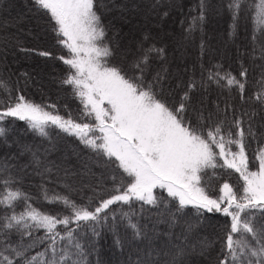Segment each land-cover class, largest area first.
I'll return each instance as SVG.
<instances>
[{
  "label": "trees",
  "instance_id": "trees-1",
  "mask_svg": "<svg viewBox=\"0 0 264 264\" xmlns=\"http://www.w3.org/2000/svg\"><path fill=\"white\" fill-rule=\"evenodd\" d=\"M126 3L134 10L141 8L143 17L161 22L166 35L156 39L143 33L135 49L132 47L127 54L124 41L116 35L120 18H115L116 14H123L120 11ZM226 5L227 0H205L203 22L193 19L200 14V0H96V11L106 28V43L113 52L108 60L112 65L133 76L138 74L133 65L147 49H163L162 55L155 52L149 55L144 71L146 82H154L153 78L160 74L156 91L162 100L170 107H178L187 92L186 115L194 125L198 116L211 114L213 123L223 121L225 131L230 128L234 134L238 131L233 126L237 119L245 133L251 127L256 138L246 135L245 143L250 170H254L258 163L255 160L258 144H264V56L261 53L264 35L258 34L253 40L254 9L247 11L246 4L233 24ZM11 12H26L37 19L42 36L30 31L32 35L31 27L25 24L27 21L6 23L13 17ZM53 26L50 16L34 0H0V81L7 84L13 100L23 95L26 100L45 107L54 104L61 116L79 122L83 106L72 87L63 83L69 69L58 58L69 54L58 43ZM5 36L9 38L2 39ZM42 51L51 55H39ZM209 70L231 73L245 84L243 93L236 86L227 87L225 81L209 80ZM244 70L246 75L242 77ZM190 82L194 84L191 90ZM8 100V91L0 89V101H3L0 108ZM87 122L95 123L94 119ZM0 126L6 130L0 136V169H4L0 178H14L15 183L10 187L26 193L29 203L38 210L53 216L64 215L63 204L48 202L44 199L45 192L49 197L67 195L78 204L87 203L89 197L113 187V173L118 174L115 183L124 176L115 165L105 163L106 157L96 155L76 136L58 128L50 127L48 135L41 136L26 122L12 117L0 122ZM231 147L238 150L234 145ZM217 162L221 166L201 173L202 185L208 194L218 197L225 182L242 194L243 181L239 174L222 167L224 161L219 157ZM110 194L104 192L105 197ZM154 195L158 198L156 205L135 200L130 206L112 205L107 220L96 228L98 235L94 236L83 222L79 227L69 225L76 229L75 239L83 245L87 264H219L224 258L231 218L217 212L198 213L191 206L178 212V201L168 197L165 190L154 189ZM23 207L19 203L16 212ZM112 210H115L114 216ZM7 212L8 209L0 208V217ZM129 221L137 225L139 237L134 235ZM254 223L264 225V216L257 213ZM58 228L65 231L63 225ZM34 236L43 237L44 230H36ZM19 239V233L13 232L11 240ZM31 239L25 237V243ZM48 243L37 240L29 254L44 251ZM178 250L182 252L178 254Z\"/></svg>",
  "mask_w": 264,
  "mask_h": 264
},
{
  "label": "snow or ice",
  "instance_id": "snow-or-ice-1",
  "mask_svg": "<svg viewBox=\"0 0 264 264\" xmlns=\"http://www.w3.org/2000/svg\"><path fill=\"white\" fill-rule=\"evenodd\" d=\"M39 9L50 16L53 31L68 56L59 59L68 66L69 74L63 83L72 87L83 108L80 121L65 118L57 112L56 105L46 107L25 99L23 95L11 97L5 82L0 89L8 91L7 105L0 108V122L12 117L27 123L28 127L41 136H47V129L55 127L69 135L76 136L81 143L96 155L106 157L105 163L115 165L124 176L113 173V187L102 189L87 203H77L69 196L54 194L44 199L50 203H62L66 213L53 216L33 207L30 197L10 185L15 183L11 176L0 178V208L8 212L0 217V264H87L83 245L75 239L76 229L81 222L98 235L96 228L107 220L112 205H131L133 200L147 205H156L158 198L154 189H162L167 196L178 201L177 211L191 206L201 212H217L231 218L230 232L225 243L224 258L219 264H264V225L257 226V213L264 216V145L255 153L258 162L256 170H250L246 154V135L256 138L251 127L245 133L237 119L234 134L225 131L223 121L213 123L210 114L198 116L194 125L187 117L188 93L181 97L178 107H170L156 91L161 79L158 73L154 82H146L145 67L153 52L162 55L163 49L155 47L146 50L133 67L138 74L128 76L121 68L108 60L113 55L106 43V28L96 11V0H34ZM253 12V40L264 35V0H227L233 24L245 5ZM205 0H200V14L195 20L205 19ZM264 56V48L261 49ZM41 56L51 55L39 52ZM144 66V67H142ZM246 75V70L241 76ZM208 79L225 81L226 86H236L241 93L245 84L231 73L221 74L209 70ZM189 90L194 87L189 83ZM264 95V93H262ZM261 96L258 95L257 99ZM3 104V101H0ZM87 118V119H85ZM94 119L95 123L87 121ZM0 126V136L5 134ZM98 133V135H96ZM238 150H233L231 146ZM218 150V152H217ZM217 157L224 161L222 167L232 169L243 181L242 194L234 191L229 183L220 187V195L212 198L202 185L201 173L218 166ZM4 169H0L2 172ZM127 177V179H125ZM111 194L104 196V192ZM95 201V203H94ZM24 207L17 213L19 203ZM161 203L164 201L161 199ZM115 215V210L111 211ZM125 216L128 214L125 213ZM63 225L65 231L58 228ZM134 235L141 232L129 221ZM43 229V237H35L36 230ZM13 232L20 239L11 240ZM25 237H32L25 243ZM49 241L44 251L30 255L36 241ZM119 244V241H117ZM74 249V251H73ZM182 250H178L180 254ZM50 253V255H49Z\"/></svg>",
  "mask_w": 264,
  "mask_h": 264
},
{
  "label": "rangeland",
  "instance_id": "rangeland-1",
  "mask_svg": "<svg viewBox=\"0 0 264 264\" xmlns=\"http://www.w3.org/2000/svg\"><path fill=\"white\" fill-rule=\"evenodd\" d=\"M122 11H120L123 14H116L115 18H120L119 19V25L120 29L116 35L122 39L125 43L124 49L127 50V54H129V50L133 47L137 46L139 39L143 37V33L147 34L151 38H156L158 39V36H161V34L166 35V28L162 30L161 27V22L159 24V21L157 19H147L146 17H143V10L140 8L138 10H134L132 6H130L129 3H126L125 5H122ZM136 9V8H135ZM9 13V12H8ZM26 12H11L9 15L13 16L10 18L6 23H21L27 21V24L31 29L27 28V31L29 32L33 31V34H38V36L41 35V28L40 25L41 23L35 19L34 17L28 16L25 14ZM148 14V13H145ZM28 19V20H27ZM168 25V23H167ZM139 29V30H138ZM30 32V33H31ZM31 33V34H32ZM27 34V33H26ZM32 34V35H33ZM13 36V33L11 34ZM30 37V35H28ZM9 37L5 36L2 37V39H7ZM2 57L0 58V60ZM264 145V144H263ZM258 166V163H257ZM256 166V167H257ZM256 170V168L254 169ZM220 195V194H219ZM213 198V197H212Z\"/></svg>",
  "mask_w": 264,
  "mask_h": 264
}]
</instances>
